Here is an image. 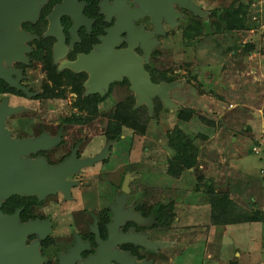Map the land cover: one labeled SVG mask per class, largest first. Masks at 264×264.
<instances>
[{
    "label": "flooded vegetation",
    "instance_id": "1",
    "mask_svg": "<svg viewBox=\"0 0 264 264\" xmlns=\"http://www.w3.org/2000/svg\"><path fill=\"white\" fill-rule=\"evenodd\" d=\"M214 3L34 0L33 15L3 26L0 30L10 29L7 43L14 49L0 56V66L15 84L0 77V106L7 109L2 126L12 140H45L21 155L28 168L43 162L52 169L70 159H89L86 149L93 134L85 129L87 123L101 117L107 120L104 113L108 109L102 104L116 86H135L126 63L145 73L149 81L156 71L169 75L158 68L157 58L169 56L173 36L180 32L183 38L184 28L196 20L192 16L206 10L210 15L216 9L219 13ZM105 81L102 92L100 85ZM85 94L105 95L97 113H88L79 105ZM61 108H65L63 113ZM72 133H77L73 140ZM90 167L72 178L79 166L66 173V190L41 194L36 188L1 196L0 209L5 215L17 213L19 224L37 226L23 235L22 250L32 252L36 264H166V241L157 234L172 225L170 221L159 224L156 215L157 204L166 203L147 207L137 197H95L93 192L92 197H82L106 174L100 164L92 180L85 173ZM71 206L75 208L70 210ZM127 234L145 242L125 239Z\"/></svg>",
    "mask_w": 264,
    "mask_h": 264
},
{
    "label": "rangeland",
    "instance_id": "2",
    "mask_svg": "<svg viewBox=\"0 0 264 264\" xmlns=\"http://www.w3.org/2000/svg\"><path fill=\"white\" fill-rule=\"evenodd\" d=\"M239 4L247 10L245 28L230 29L210 17L209 10L192 16L196 20L188 26L183 24L185 31L193 26L203 29L188 40L177 32L169 56L157 58L158 68L174 77L171 82L114 88L103 109L130 95L140 107L153 106L157 99L160 108L148 118H136L114 142L104 139L105 118L87 123L85 129L93 134L86 149L90 162L71 174L72 178L92 166L85 173L93 180L100 164L106 171L82 197H92L93 192L98 197H137L147 207L170 203L172 227L157 234L166 241V264H264V220L238 217L236 223L225 224L220 214L212 212L206 193L212 189L214 196L227 197L238 208L251 211L250 198L264 190V172L260 173L264 154L251 151L264 135V0H216L215 5L221 9ZM100 86L106 90V81ZM180 107H191L195 113L184 121L176 115ZM175 128L198 150L197 166L178 178L166 173L171 155L167 135ZM76 135L70 134V139ZM126 173L131 175L128 192L122 191L121 183Z\"/></svg>",
    "mask_w": 264,
    "mask_h": 264
},
{
    "label": "water",
    "instance_id": "3",
    "mask_svg": "<svg viewBox=\"0 0 264 264\" xmlns=\"http://www.w3.org/2000/svg\"><path fill=\"white\" fill-rule=\"evenodd\" d=\"M34 0H0V29L13 21L19 20L25 15H33L35 7ZM153 11V10H152ZM156 13V11H154ZM10 29L0 30V56L8 55L12 51L7 41L10 37ZM110 72L111 67L108 68ZM126 70L134 78L135 85L144 87L153 86L145 73L139 72L135 66L126 63ZM102 75L103 72H97ZM0 77L10 83H14L0 66ZM15 84V83H14ZM5 107L0 106V198L13 193L34 192L38 188L41 194L53 191L56 188L67 189L68 183L63 177L66 173L80 165L89 163L90 159L75 160L70 159L64 164L49 169L43 162L36 163L28 168L26 160L21 155L28 149H33L45 142L44 139H24L12 140L2 126ZM131 175L127 173L122 182V191L128 192L129 179ZM17 213L5 215L0 209V264H36L35 256L32 252L22 250L23 235L32 229H37L35 223L19 224ZM125 239L143 241V238L135 234L125 235Z\"/></svg>",
    "mask_w": 264,
    "mask_h": 264
},
{
    "label": "trees",
    "instance_id": "4",
    "mask_svg": "<svg viewBox=\"0 0 264 264\" xmlns=\"http://www.w3.org/2000/svg\"><path fill=\"white\" fill-rule=\"evenodd\" d=\"M220 9V8H219ZM221 12L217 13L218 9L214 10L210 17L218 18L220 22L226 24L230 29H242L245 28V21L248 19L247 10L243 5L238 7H226L221 8ZM203 29V28H202ZM200 26H193L184 30L183 37L188 40V37L198 36L202 32ZM193 30V31H191ZM216 30V29H215ZM251 45H246V49H250ZM151 81L153 84H158L160 80L171 82L174 77L166 74H159L157 71L151 74ZM105 95H83L79 105L81 108L85 109L88 113L92 114L99 111L98 102L103 100ZM155 103L151 105L139 106L135 104L134 97L132 95L126 97L120 102L116 103L112 108H109L104 114L107 117V126L105 128V139L109 142H114L122 137L124 129L129 127L135 122L136 118H148L150 115L156 114L160 105L157 99H154ZM152 107L154 109H152ZM195 113L193 108L180 107L176 110V115L187 121ZM166 145L167 148L171 150V155L167 157V169L166 173L174 178L179 177L183 172L189 169H193L197 166L196 157L198 155V150L192 145L191 140H189L185 134L179 128L173 129L167 135ZM207 200L210 203V208L212 212L220 214L221 222L225 224L236 223L234 220H238V217H244V221H260L264 219L261 217L262 211H248L238 208L234 201L228 199L227 197L214 196V191L208 190ZM172 205L170 203L157 204L156 215L158 223L163 225L169 222L172 217ZM235 264V263H232Z\"/></svg>",
    "mask_w": 264,
    "mask_h": 264
},
{
    "label": "crops",
    "instance_id": "5",
    "mask_svg": "<svg viewBox=\"0 0 264 264\" xmlns=\"http://www.w3.org/2000/svg\"><path fill=\"white\" fill-rule=\"evenodd\" d=\"M263 121H264V119H263ZM262 126L264 127V125L262 124ZM262 127V128H263ZM260 156V155H259ZM198 164L200 165V163H199V160H198ZM242 168V167H241ZM191 170V169H190ZM242 170H244V168H242ZM187 171V170H186ZM247 171V170H246ZM263 173L264 172V170H260V173ZM247 175L246 176H249V179H251L253 182H254V180H253V177L251 176V175H249L248 173H246ZM263 176V174L261 175V177ZM178 178V177H177ZM248 179V180H249ZM128 185H129V183H128ZM254 189H255V194H257V191H256V188L254 187ZM253 192V191H252ZM249 197H252V194H250V196ZM258 197H261L260 199L262 200V201H259L258 200ZM262 197H264V190H261V192H259L257 195H253V197L252 198H250V201L253 203V204H255V205H253V204H249V208H250V210H252V211H262V214H260V216L261 217H263L264 216V199L262 198ZM264 219H262V220H260V221H263ZM251 222V221H250ZM252 222H254V221H252Z\"/></svg>",
    "mask_w": 264,
    "mask_h": 264
},
{
    "label": "built area",
    "instance_id": "6",
    "mask_svg": "<svg viewBox=\"0 0 264 264\" xmlns=\"http://www.w3.org/2000/svg\"><path fill=\"white\" fill-rule=\"evenodd\" d=\"M251 151L256 155L264 154V135L252 145Z\"/></svg>",
    "mask_w": 264,
    "mask_h": 264
}]
</instances>
